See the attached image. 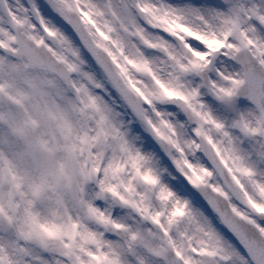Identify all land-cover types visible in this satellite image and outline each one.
I'll use <instances>...</instances> for the list:
<instances>
[{
    "label": "snow or ice",
    "instance_id": "1",
    "mask_svg": "<svg viewBox=\"0 0 264 264\" xmlns=\"http://www.w3.org/2000/svg\"><path fill=\"white\" fill-rule=\"evenodd\" d=\"M0 264H264V0H0Z\"/></svg>",
    "mask_w": 264,
    "mask_h": 264
}]
</instances>
